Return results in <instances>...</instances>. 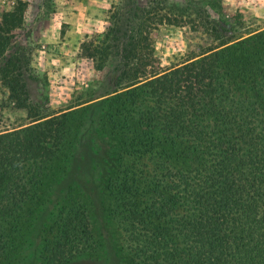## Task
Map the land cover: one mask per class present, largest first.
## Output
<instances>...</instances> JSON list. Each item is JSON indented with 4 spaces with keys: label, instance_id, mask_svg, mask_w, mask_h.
Masks as SVG:
<instances>
[{
    "label": "rangeland",
    "instance_id": "374dc122",
    "mask_svg": "<svg viewBox=\"0 0 264 264\" xmlns=\"http://www.w3.org/2000/svg\"><path fill=\"white\" fill-rule=\"evenodd\" d=\"M122 4L147 13L153 64L160 71L264 30V0H0V131L74 111L62 122L67 141L48 164L39 200L26 202L25 217L7 226L13 238L0 264H155L144 261L134 243L148 240L157 219L150 216L147 227L138 219L132 233L120 192L146 204L154 194L152 180L161 174H180L182 191L196 174L185 169L184 143L174 150L170 142L149 141L138 128L136 112L148 100L125 99L131 130L118 128L112 112H100L98 104L115 93L118 72L113 57L102 67L93 60L91 44L102 40L114 7ZM252 97L264 118V96ZM93 132L100 133L98 140ZM74 146L79 156L70 155ZM59 238L67 252L56 251Z\"/></svg>",
    "mask_w": 264,
    "mask_h": 264
},
{
    "label": "trees",
    "instance_id": "16d2710c",
    "mask_svg": "<svg viewBox=\"0 0 264 264\" xmlns=\"http://www.w3.org/2000/svg\"><path fill=\"white\" fill-rule=\"evenodd\" d=\"M146 14L115 6L113 24L91 44L93 60L102 67L113 57L118 72L115 93L98 104L100 112H112L118 128L131 130L125 99L148 100L136 112L138 128L149 141L170 142L173 149L184 143L185 169L196 175L182 191L180 174L171 179L161 174L152 180L154 194L144 206L122 189L132 233L137 234L138 219L145 227L150 216L157 219L148 240L134 245L142 248L144 261L152 258L155 264H264V118L252 97L264 96V30L160 71L153 64ZM133 82L139 84L128 88ZM72 113L0 131V258L13 238L7 226L25 217L26 202L40 198L48 164L67 141L62 122ZM91 135L93 141L101 136ZM77 146L70 155L79 156ZM160 163L169 166L168 160ZM57 249L67 252L62 238Z\"/></svg>",
    "mask_w": 264,
    "mask_h": 264
}]
</instances>
